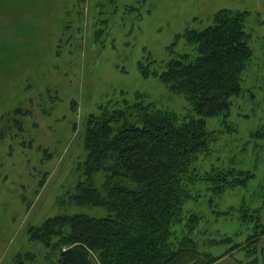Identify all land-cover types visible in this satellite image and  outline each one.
Instances as JSON below:
<instances>
[{
  "label": "rangeland",
  "instance_id": "374dc122",
  "mask_svg": "<svg viewBox=\"0 0 264 264\" xmlns=\"http://www.w3.org/2000/svg\"><path fill=\"white\" fill-rule=\"evenodd\" d=\"M224 8L248 12L254 61L245 84L254 94L235 99L233 130L219 136L220 162L254 176L214 200L232 210L218 220L208 214L209 227L245 243L254 228L235 213L241 201L257 209L264 227V0H0V264H46L29 230L49 217L104 215L69 199L85 157L86 120L111 98L134 101L137 92L185 112L186 100L140 67H158L176 35ZM206 121L209 130L222 129L220 118ZM229 245L211 248L221 255L215 261L229 256ZM234 254L245 258L243 250Z\"/></svg>",
  "mask_w": 264,
  "mask_h": 264
},
{
  "label": "trees",
  "instance_id": "16d2710c",
  "mask_svg": "<svg viewBox=\"0 0 264 264\" xmlns=\"http://www.w3.org/2000/svg\"><path fill=\"white\" fill-rule=\"evenodd\" d=\"M247 16V11L220 9L205 26L176 35L168 47L171 56L158 67L141 65L144 76L159 78L186 100L185 112L137 92L134 101L111 98L89 115L85 157L69 199L105 213L64 212L31 228L29 238L43 247V262L211 264L221 257L211 248L229 243L223 255L243 250L245 258H235L238 264H264V239L257 244L264 227L256 208L241 201L234 209L254 228L245 243L210 228L208 217L230 214L232 209L219 210L214 200L254 176L223 165L219 142L223 131L233 130L228 118L235 99L254 94L245 84L254 61ZM208 117L220 118V132L207 128Z\"/></svg>",
  "mask_w": 264,
  "mask_h": 264
},
{
  "label": "crops",
  "instance_id": "0c3cea01",
  "mask_svg": "<svg viewBox=\"0 0 264 264\" xmlns=\"http://www.w3.org/2000/svg\"><path fill=\"white\" fill-rule=\"evenodd\" d=\"M235 258L236 257H234V256L229 254V256L222 257L221 259H219V260H217V261H215L214 263H211V264H238L237 260Z\"/></svg>",
  "mask_w": 264,
  "mask_h": 264
}]
</instances>
